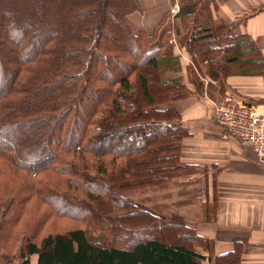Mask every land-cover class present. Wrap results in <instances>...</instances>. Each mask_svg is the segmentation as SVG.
I'll return each instance as SVG.
<instances>
[{
    "label": "trees",
    "instance_id": "16d2710c",
    "mask_svg": "<svg viewBox=\"0 0 264 264\" xmlns=\"http://www.w3.org/2000/svg\"><path fill=\"white\" fill-rule=\"evenodd\" d=\"M212 2L181 1L177 45L190 53L230 52V57L221 58L243 59L240 67L258 70L262 61L254 43L234 25L212 23ZM139 11L138 0H0V62L5 63L0 69V139L8 126L16 132L11 141H0V154L29 173L66 174L85 196L64 195L74 208L54 212L69 216L76 210L80 217L79 212L86 211L80 220L88 224L86 229L48 232L39 242L26 239L18 254L20 264H31V256H36L35 264H202L204 260L194 250L196 232L183 217L138 209L126 195L163 186L186 176L191 168L197 172L196 167L178 162L187 134L177 101L187 90L178 74L179 60L171 53L170 25L164 20L154 29L155 38L168 25L159 37L166 35L170 45H161L164 38L149 47L152 37L144 30L134 33L126 20ZM31 33L38 35L39 45ZM18 44L25 54L20 59H16ZM209 60L213 63V56ZM18 92L24 95L19 98ZM58 121L59 133L51 148L47 143ZM31 126L40 131L37 137H27L25 128ZM128 143L131 147L123 149ZM85 153L92 159L84 161ZM117 160L121 162L115 165ZM143 165V174L135 171ZM140 175L144 180L132 183ZM27 186L35 190V182L27 181ZM135 208L138 211L122 218L117 214ZM120 218L143 229L139 240L123 244ZM147 233L155 235L145 237ZM173 233L180 234L179 240H172ZM0 248L6 249L3 241Z\"/></svg>",
    "mask_w": 264,
    "mask_h": 264
},
{
    "label": "crops",
    "instance_id": "0c3cea01",
    "mask_svg": "<svg viewBox=\"0 0 264 264\" xmlns=\"http://www.w3.org/2000/svg\"><path fill=\"white\" fill-rule=\"evenodd\" d=\"M181 1L138 0L140 12L127 16V21L133 32H152L164 20L170 25L171 53L179 60L178 74L187 90L177 101L187 134L181 140L179 160L197 169L187 188L200 204L196 217L202 219L193 223L198 239L194 250L204 256L202 264H264V163L228 137L214 115L215 105L226 95L264 111V0L211 4L212 23L234 25L258 49L262 62L258 70L250 68L252 72L240 67L243 59L221 58L230 52L190 53L178 46Z\"/></svg>",
    "mask_w": 264,
    "mask_h": 264
},
{
    "label": "rangeland",
    "instance_id": "374dc122",
    "mask_svg": "<svg viewBox=\"0 0 264 264\" xmlns=\"http://www.w3.org/2000/svg\"><path fill=\"white\" fill-rule=\"evenodd\" d=\"M167 27L168 25L166 24L165 26L161 27L156 32L155 38L154 29L152 32L144 31V35L152 37L153 40V43L149 41L147 46L153 47L152 44L156 45L164 38V43L161 45H165V43L170 45L166 40V35L159 37L160 33H163ZM15 38L16 37L13 36L12 40L14 41ZM154 39L156 41H154ZM31 40L34 41V44L39 45L38 35L31 33ZM19 44L15 48L17 51L16 59H20V57L25 55L22 47L19 48ZM197 51L198 50H196V52ZM218 55L217 57L219 58ZM197 62H195V66L198 65ZM1 64L4 65V61L0 62V69L2 66ZM125 69L126 68L123 70ZM4 78L6 79V77ZM131 81H133V79ZM23 95L24 94L21 92H18L19 98ZM137 109L138 106L135 104L134 111ZM78 118H80L79 115ZM59 122L60 121L56 122L54 125L55 129L52 135L49 137L50 140L47 143L51 148H53V145L57 140V134L59 133ZM22 123L19 124L20 127H22ZM7 128L8 129L6 130L4 129L6 136L1 138L0 141H11L12 136L14 137L16 135V132L10 130L11 127L8 126ZM25 129L27 130L26 135L28 138V135H34L37 137V134L40 132L37 131L38 128L35 126L26 127ZM130 145L131 144L129 143L125 144L123 146L124 148H122L125 149L126 146L129 148L131 147ZM83 157L85 159L84 161H89V159H92L90 153L83 154ZM25 159L27 162L32 163V160H30V158L27 156L24 157V160ZM66 159L69 163H71L73 159L77 161V157L75 156H73V159L71 157H66ZM82 159L83 158H80V162H84ZM105 159L108 160L107 158ZM120 162V160H117L115 165H118ZM178 162L182 163L179 159ZM63 163L67 164L66 160H63ZM106 165L107 167L109 166V169L112 168L109 163H106ZM144 167H146V165H143V167L137 166L135 167L136 170H134H139L138 172L143 174L145 172ZM128 172L132 174L134 171ZM186 173H188L186 176L179 177L177 180L166 182L163 186L142 188L135 191L126 192V195H128V197L135 203L138 209L157 212L161 214V217L164 215H180L185 219L186 224H188V226L193 231H196L194 224L197 225V221L202 220L196 217L197 211L200 212V208H198L200 204L197 203V199H194L196 198L195 195H192V193H187V188H189V184L192 182V180L189 181L188 179H193L195 173L193 172L192 168ZM144 177V175H140L139 177L135 178L132 183H138L139 181L144 180ZM27 181L35 182L34 191V188H30V191L28 190L29 188L27 186ZM28 193H30V196L27 198V200H23L24 197L28 196ZM64 195L74 197L85 196L82 192L76 190L73 187V185L70 183V180H68L66 174L64 173L47 170L44 172H39L38 174L29 173L24 169L15 167L0 154V241H3L6 245V249L0 248V264H7V261L8 264H20L18 254L26 239H29L28 241L30 242H39L41 237L48 232H63L67 229L75 227H83V229L88 228V224L84 220H80V218L85 217L86 211L79 212L80 217H78L76 214V210L73 211V215L68 214L69 216H67V213L71 212L72 208L74 207ZM138 209H128L125 212L119 211L117 214H120V217L122 218L124 216L121 215H128V213L138 211ZM54 210H63L67 213L60 214L58 211L60 214L58 215L56 212H54ZM96 210L98 211L97 208ZM87 214L89 215V212ZM121 221L123 227L121 232H123L125 236H128L125 237L123 234H120L123 235V238L120 239L123 241V244L128 245L132 240L135 241L141 238L140 236L142 235H139V233H141L143 229L135 228L138 225L135 223V221L128 222V220L124 221L122 219ZM120 235L117 237L119 238ZM154 235L155 233H147L144 236L154 237ZM173 235L174 239L172 240H179L180 234L173 233ZM112 242L116 241L113 240ZM30 261L31 264H35L36 256H31Z\"/></svg>",
    "mask_w": 264,
    "mask_h": 264
},
{
    "label": "built area",
    "instance_id": "2783aa9c",
    "mask_svg": "<svg viewBox=\"0 0 264 264\" xmlns=\"http://www.w3.org/2000/svg\"><path fill=\"white\" fill-rule=\"evenodd\" d=\"M215 121L228 137L248 147L264 163V111L226 95L215 105Z\"/></svg>",
    "mask_w": 264,
    "mask_h": 264
}]
</instances>
